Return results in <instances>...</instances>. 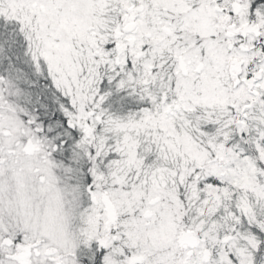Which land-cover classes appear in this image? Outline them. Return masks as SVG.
Returning a JSON list of instances; mask_svg holds the SVG:
<instances>
[{
    "label": "snow or ice",
    "instance_id": "1",
    "mask_svg": "<svg viewBox=\"0 0 264 264\" xmlns=\"http://www.w3.org/2000/svg\"><path fill=\"white\" fill-rule=\"evenodd\" d=\"M0 264H264V0H0Z\"/></svg>",
    "mask_w": 264,
    "mask_h": 264
}]
</instances>
